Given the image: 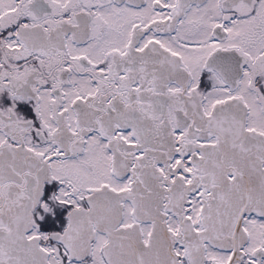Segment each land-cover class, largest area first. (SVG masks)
Wrapping results in <instances>:
<instances>
[{"label":"snow or ice","instance_id":"snow-or-ice-1","mask_svg":"<svg viewBox=\"0 0 264 264\" xmlns=\"http://www.w3.org/2000/svg\"><path fill=\"white\" fill-rule=\"evenodd\" d=\"M0 264H264V0H0Z\"/></svg>","mask_w":264,"mask_h":264}]
</instances>
